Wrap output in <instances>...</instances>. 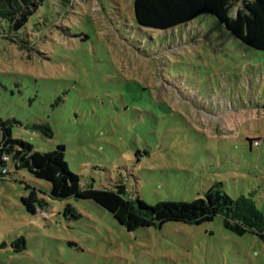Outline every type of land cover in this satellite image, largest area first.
Returning a JSON list of instances; mask_svg holds the SVG:
<instances>
[{
	"label": "rangeland",
	"instance_id": "1",
	"mask_svg": "<svg viewBox=\"0 0 264 264\" xmlns=\"http://www.w3.org/2000/svg\"><path fill=\"white\" fill-rule=\"evenodd\" d=\"M134 12L133 0H48L18 34L0 20V122L34 150L64 145L83 187L126 184L156 205L221 182L264 213V50L211 14L144 36ZM32 189L42 213L23 203ZM0 264H264V239L219 215L129 231L20 169L0 177Z\"/></svg>",
	"mask_w": 264,
	"mask_h": 264
},
{
	"label": "trees",
	"instance_id": "2",
	"mask_svg": "<svg viewBox=\"0 0 264 264\" xmlns=\"http://www.w3.org/2000/svg\"><path fill=\"white\" fill-rule=\"evenodd\" d=\"M48 0H0V20L11 34H18L29 19ZM133 21L144 36L148 29L160 32L188 25L196 18L211 14L233 36L245 44L264 50V0H133ZM235 14H232L236 8ZM45 135L51 136L49 125L37 126ZM255 139L250 142H254ZM5 157H8L6 161ZM27 169L36 178L48 181L51 195L57 198L80 197L92 200L108 212L127 230L141 227H160L166 221L202 223L212 221L219 215L224 227L237 235L257 234L264 239V213L251 196L233 198L216 182L206 191L205 198L193 201H160L150 205L140 196L133 197L126 184L114 189L83 187V178L70 170L65 159V146L42 152L23 140L15 139L11 126L0 122V177L12 171ZM23 203L29 211L38 213L46 208L32 189ZM46 210V209H45ZM20 250L26 248L23 237L17 239ZM24 245V246H23Z\"/></svg>",
	"mask_w": 264,
	"mask_h": 264
},
{
	"label": "built area",
	"instance_id": "3",
	"mask_svg": "<svg viewBox=\"0 0 264 264\" xmlns=\"http://www.w3.org/2000/svg\"><path fill=\"white\" fill-rule=\"evenodd\" d=\"M259 140H255L254 141V145H256V146H258L259 145ZM5 159H6V161H8L9 159H8V157H5ZM41 213H42V211H41Z\"/></svg>",
	"mask_w": 264,
	"mask_h": 264
}]
</instances>
